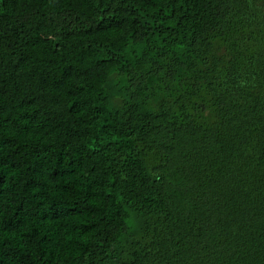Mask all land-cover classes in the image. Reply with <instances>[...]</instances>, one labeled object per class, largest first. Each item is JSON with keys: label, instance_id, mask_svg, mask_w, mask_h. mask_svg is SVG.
Here are the masks:
<instances>
[{"label": "trees", "instance_id": "1", "mask_svg": "<svg viewBox=\"0 0 264 264\" xmlns=\"http://www.w3.org/2000/svg\"><path fill=\"white\" fill-rule=\"evenodd\" d=\"M0 264H264V0H0Z\"/></svg>", "mask_w": 264, "mask_h": 264}]
</instances>
